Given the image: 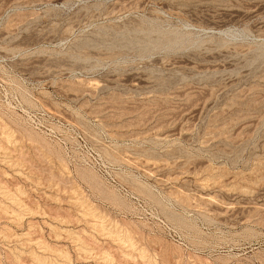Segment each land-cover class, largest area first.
<instances>
[{
	"label": "rangeland",
	"instance_id": "rangeland-1",
	"mask_svg": "<svg viewBox=\"0 0 264 264\" xmlns=\"http://www.w3.org/2000/svg\"><path fill=\"white\" fill-rule=\"evenodd\" d=\"M0 264H264V0H0Z\"/></svg>",
	"mask_w": 264,
	"mask_h": 264
}]
</instances>
